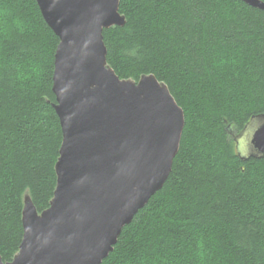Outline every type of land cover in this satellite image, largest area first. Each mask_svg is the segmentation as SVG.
Masks as SVG:
<instances>
[{
  "label": "trees",
  "instance_id": "obj_1",
  "mask_svg": "<svg viewBox=\"0 0 264 264\" xmlns=\"http://www.w3.org/2000/svg\"><path fill=\"white\" fill-rule=\"evenodd\" d=\"M120 13L126 25L103 33L108 65L122 80L166 84L185 128L165 186L103 264H264V157L240 147L264 116V10L242 0H121ZM59 42L36 0H0L5 263L24 237L25 196L42 213L57 187Z\"/></svg>",
  "mask_w": 264,
  "mask_h": 264
},
{
  "label": "water",
  "instance_id": "obj_2",
  "mask_svg": "<svg viewBox=\"0 0 264 264\" xmlns=\"http://www.w3.org/2000/svg\"><path fill=\"white\" fill-rule=\"evenodd\" d=\"M60 42L54 108L63 142L50 208L26 195L24 237L11 262L103 264L118 240L168 181L185 113L155 76L122 80L108 65L104 31L124 27L121 0H36ZM264 10L261 0H242ZM250 135L249 157H264V116Z\"/></svg>",
  "mask_w": 264,
  "mask_h": 264
},
{
  "label": "rangeland",
  "instance_id": "obj_3",
  "mask_svg": "<svg viewBox=\"0 0 264 264\" xmlns=\"http://www.w3.org/2000/svg\"><path fill=\"white\" fill-rule=\"evenodd\" d=\"M248 138H250V137L247 136V138L245 139L246 143H242V142L240 143L241 150L244 151V153L246 155H247V153H249V150H250L249 143H248L249 142Z\"/></svg>",
  "mask_w": 264,
  "mask_h": 264
}]
</instances>
